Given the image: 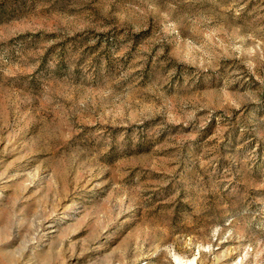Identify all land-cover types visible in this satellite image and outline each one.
<instances>
[{"label":"rangeland","instance_id":"obj_1","mask_svg":"<svg viewBox=\"0 0 264 264\" xmlns=\"http://www.w3.org/2000/svg\"><path fill=\"white\" fill-rule=\"evenodd\" d=\"M0 264H264V0H0Z\"/></svg>","mask_w":264,"mask_h":264},{"label":"bare ground","instance_id":"obj_2","mask_svg":"<svg viewBox=\"0 0 264 264\" xmlns=\"http://www.w3.org/2000/svg\"><path fill=\"white\" fill-rule=\"evenodd\" d=\"M180 262H182V261H180Z\"/></svg>","mask_w":264,"mask_h":264}]
</instances>
